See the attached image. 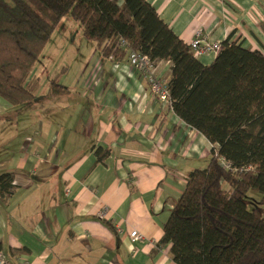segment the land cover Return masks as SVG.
Returning <instances> with one entry per match:
<instances>
[{"label": "crops", "instance_id": "0c3cea01", "mask_svg": "<svg viewBox=\"0 0 264 264\" xmlns=\"http://www.w3.org/2000/svg\"><path fill=\"white\" fill-rule=\"evenodd\" d=\"M147 1L186 43L201 29L210 42L264 54V0ZM91 48L59 70L66 92L48 95L54 76L41 83L37 65L30 104L0 97V173L13 172L0 198V252L8 264H177L170 244H157L162 226L217 145L157 98L127 54L113 60ZM216 55L197 57L209 64ZM154 71L167 81L171 62L154 60ZM98 148L109 151L101 161ZM133 229L142 238L131 242Z\"/></svg>", "mask_w": 264, "mask_h": 264}, {"label": "trees", "instance_id": "16d2710c", "mask_svg": "<svg viewBox=\"0 0 264 264\" xmlns=\"http://www.w3.org/2000/svg\"><path fill=\"white\" fill-rule=\"evenodd\" d=\"M68 14L86 39L103 46L106 57L118 60L135 50L153 61H170V108L217 145L207 165L187 175L158 246L170 244L177 264H264V216L244 201L251 188L264 200V54L226 39L213 61L203 64L147 0H0L3 100L11 105L34 100L27 79ZM58 77L49 80L48 95L67 91ZM108 152L96 149L98 161ZM12 182L13 172L0 173L2 200Z\"/></svg>", "mask_w": 264, "mask_h": 264}, {"label": "rangeland", "instance_id": "374dc122", "mask_svg": "<svg viewBox=\"0 0 264 264\" xmlns=\"http://www.w3.org/2000/svg\"><path fill=\"white\" fill-rule=\"evenodd\" d=\"M94 43L82 35L79 22L69 14L62 17L35 64L43 70V82L41 83H44L47 76L51 78L60 74L59 70L65 65L72 67L79 65L86 52H89L92 45H95ZM262 198V193L259 190L249 189L244 195L247 209H258L264 216V200Z\"/></svg>", "mask_w": 264, "mask_h": 264}, {"label": "built area", "instance_id": "2783aa9c", "mask_svg": "<svg viewBox=\"0 0 264 264\" xmlns=\"http://www.w3.org/2000/svg\"><path fill=\"white\" fill-rule=\"evenodd\" d=\"M122 46L126 45L125 41H121ZM196 56L208 55L210 53L217 54L220 50L221 43L218 41H208L202 34V30L195 31L193 38L188 43ZM127 60L129 64L135 68L148 82L150 90L162 101L166 106L170 107V99L168 95V88L166 81L161 79L155 74L154 61L146 54L137 52L135 50L128 51ZM220 162L224 167H229L230 164L223 158H220ZM70 189H66V194L69 195ZM105 209L98 210L95 215L101 219L104 217ZM131 242L142 238V234L133 229L129 232ZM0 264H8L4 255L0 252Z\"/></svg>", "mask_w": 264, "mask_h": 264}]
</instances>
